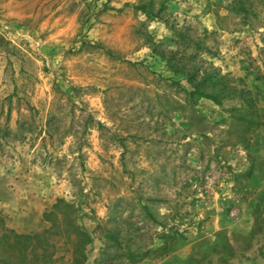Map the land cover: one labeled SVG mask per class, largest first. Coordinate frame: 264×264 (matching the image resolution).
I'll use <instances>...</instances> for the list:
<instances>
[{
    "label": "rangeland",
    "instance_id": "obj_1",
    "mask_svg": "<svg viewBox=\"0 0 264 264\" xmlns=\"http://www.w3.org/2000/svg\"><path fill=\"white\" fill-rule=\"evenodd\" d=\"M263 110L264 0H0V264H264Z\"/></svg>",
    "mask_w": 264,
    "mask_h": 264
},
{
    "label": "trees",
    "instance_id": "obj_2",
    "mask_svg": "<svg viewBox=\"0 0 264 264\" xmlns=\"http://www.w3.org/2000/svg\"><path fill=\"white\" fill-rule=\"evenodd\" d=\"M263 112H264V110H263ZM192 114L193 115L190 118L191 127L195 128L197 134L200 135L202 138L209 139L208 136L206 135L205 131L203 129L198 128V125H203V127L205 128L207 126V123H208L207 120L205 118H202V117H199L200 118L199 119L195 116L194 113H192ZM253 117L255 118V119H252V121H251L253 123V126H255V127L264 126V119H262V116L260 115L259 112L254 113ZM233 118L237 119V121L245 122L247 120L246 112L244 110H242V111L240 110L239 115L238 116L233 115ZM226 133H227V138L229 139V141L227 139V141L225 142V145H233V141H232L233 139L231 137V131L226 132ZM241 140H242V138L237 137L235 143H240ZM59 202L62 203L63 201H59ZM84 236H87V235L84 234Z\"/></svg>",
    "mask_w": 264,
    "mask_h": 264
}]
</instances>
